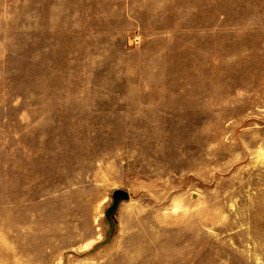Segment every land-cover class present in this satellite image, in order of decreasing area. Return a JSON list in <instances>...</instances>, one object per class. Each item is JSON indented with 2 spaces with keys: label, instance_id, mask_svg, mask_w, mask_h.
<instances>
[{
  "label": "rangeland",
  "instance_id": "1",
  "mask_svg": "<svg viewBox=\"0 0 264 264\" xmlns=\"http://www.w3.org/2000/svg\"><path fill=\"white\" fill-rule=\"evenodd\" d=\"M98 6L0 0V264H264L261 5Z\"/></svg>",
  "mask_w": 264,
  "mask_h": 264
},
{
  "label": "crops",
  "instance_id": "2",
  "mask_svg": "<svg viewBox=\"0 0 264 264\" xmlns=\"http://www.w3.org/2000/svg\"><path fill=\"white\" fill-rule=\"evenodd\" d=\"M99 1L118 3L119 0H62L59 6L52 5L51 0H32V18L41 20H73L74 24H66L62 27L73 28H100L110 27L108 23L112 18L119 19V14L126 19L127 11L118 7L99 8ZM225 3V2H224ZM257 5L260 4L262 10L256 9L253 22L250 26L264 27V0H254ZM63 6H65L63 8ZM130 19H133L130 18ZM258 22V23H257ZM50 26V25H47ZM50 37V35L48 36ZM42 42H52L51 39L37 40Z\"/></svg>",
  "mask_w": 264,
  "mask_h": 264
}]
</instances>
